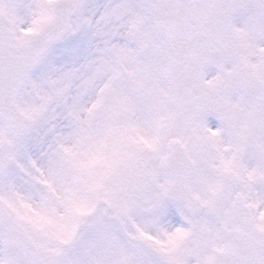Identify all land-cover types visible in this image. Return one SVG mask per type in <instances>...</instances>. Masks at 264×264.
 Segmentation results:
<instances>
[{"label":"snow or ice","instance_id":"1","mask_svg":"<svg viewBox=\"0 0 264 264\" xmlns=\"http://www.w3.org/2000/svg\"><path fill=\"white\" fill-rule=\"evenodd\" d=\"M0 264H264V0H0Z\"/></svg>","mask_w":264,"mask_h":264}]
</instances>
